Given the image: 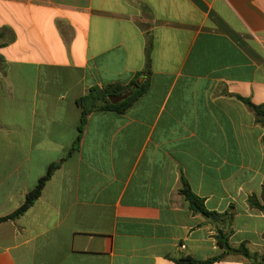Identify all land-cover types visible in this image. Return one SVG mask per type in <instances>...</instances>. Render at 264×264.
Listing matches in <instances>:
<instances>
[{
    "label": "crops",
    "instance_id": "1",
    "mask_svg": "<svg viewBox=\"0 0 264 264\" xmlns=\"http://www.w3.org/2000/svg\"><path fill=\"white\" fill-rule=\"evenodd\" d=\"M139 73L81 125L91 88ZM237 96L264 104V0H0V220L55 166L0 221V264L206 260L219 232L261 261L264 127Z\"/></svg>",
    "mask_w": 264,
    "mask_h": 264
},
{
    "label": "trees",
    "instance_id": "2",
    "mask_svg": "<svg viewBox=\"0 0 264 264\" xmlns=\"http://www.w3.org/2000/svg\"><path fill=\"white\" fill-rule=\"evenodd\" d=\"M141 75L143 74H137L136 78L127 85L115 84L108 85L102 88H91L86 96L80 98L77 101L78 105L82 108L81 125L84 124L87 114L91 111L106 110L122 113L127 108H129L130 105L135 102L146 90V80L140 85H137L136 83V79ZM237 98L251 109L256 122L264 127V104L254 105L249 99L242 98L240 96H237ZM54 168L55 166H51L49 168L47 174L43 178H41L36 187L26 195L24 203L14 214L9 216L8 218H4L1 220L13 219L23 214L40 196L41 191L46 181L51 176ZM180 193L185 197L190 205V208L194 212L202 213L207 216L210 215V213L205 209L203 199L196 196L191 191L187 183H184L182 189H180ZM249 203L252 206H255L257 209L264 211V204L260 205L254 203L252 199L249 200ZM217 241L219 247L223 249V253L221 255L206 260H196L192 257L186 256L180 258L177 261V264H213L220 261L225 255H240L247 258L251 262V264H264V258H262L261 261L257 262V256L255 254H251L244 246H240L239 248H232L229 244L228 235L222 232L218 233Z\"/></svg>",
    "mask_w": 264,
    "mask_h": 264
}]
</instances>
